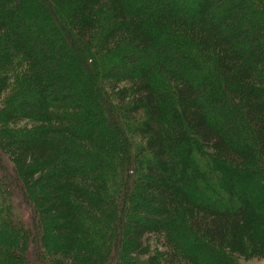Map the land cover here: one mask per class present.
<instances>
[{
	"label": "trees",
	"instance_id": "trees-1",
	"mask_svg": "<svg viewBox=\"0 0 264 264\" xmlns=\"http://www.w3.org/2000/svg\"><path fill=\"white\" fill-rule=\"evenodd\" d=\"M136 1L0 0V264L264 259V0Z\"/></svg>",
	"mask_w": 264,
	"mask_h": 264
},
{
	"label": "rangeland",
	"instance_id": "rangeland-1",
	"mask_svg": "<svg viewBox=\"0 0 264 264\" xmlns=\"http://www.w3.org/2000/svg\"><path fill=\"white\" fill-rule=\"evenodd\" d=\"M141 1L142 0H137L136 2H141ZM176 2L174 1L173 4L177 8L178 7V0H176ZM101 102L105 103L106 102L105 98L102 97ZM256 173H259V171L256 170ZM256 176H257V174H256ZM259 176H260V174H259ZM260 177L263 179L261 180ZM260 177L257 178V180H256L257 184L254 185L253 189L251 187V191H252L251 193L253 196L252 200L255 204L264 205V177H263V175ZM0 181H1L0 184H2L1 187L4 188V191L6 190L5 191L6 195L11 198L12 209L15 213L14 215L19 217L22 220L24 227H26L27 229H29L33 233L36 230L35 229L36 224L33 223V221H32L33 215L36 214L35 209H33L32 205H30V203H28L27 201L26 202L23 201V196L25 197V186L22 185L21 179H19V178H17V176H15V171H14L12 163L10 162V158H9L7 153L5 154L2 151V148H0ZM121 213L123 214V209H122ZM34 218H35V215H34ZM120 218H121V215H120ZM36 235H37V233H36ZM31 243L34 245L33 242H31ZM34 259L35 258H33V260ZM33 260L28 258V264H37V263L38 264H44V263L49 264L45 260V258L43 259L44 262L42 261V258H38L37 263H35L36 261L33 263ZM239 264H264V259L242 260Z\"/></svg>",
	"mask_w": 264,
	"mask_h": 264
}]
</instances>
